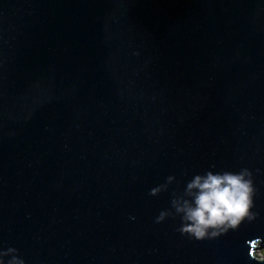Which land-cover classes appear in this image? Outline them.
<instances>
[{
    "label": "water",
    "instance_id": "1",
    "mask_svg": "<svg viewBox=\"0 0 264 264\" xmlns=\"http://www.w3.org/2000/svg\"><path fill=\"white\" fill-rule=\"evenodd\" d=\"M243 168L255 221L202 241L156 222L193 175ZM263 244L264 0H0V249L264 264Z\"/></svg>",
    "mask_w": 264,
    "mask_h": 264
},
{
    "label": "clouds",
    "instance_id": "2",
    "mask_svg": "<svg viewBox=\"0 0 264 264\" xmlns=\"http://www.w3.org/2000/svg\"><path fill=\"white\" fill-rule=\"evenodd\" d=\"M213 169L193 175L182 193L174 192L171 200L174 212L161 211L156 222H163L172 215L179 216L181 225L177 230L190 239L202 241L235 230L245 220L255 221L259 213L253 211L257 188L252 172L248 168L238 172ZM175 180V176H168L167 183L151 189V195L159 194ZM0 264L26 262L16 248L9 247L0 249Z\"/></svg>",
    "mask_w": 264,
    "mask_h": 264
},
{
    "label": "trees",
    "instance_id": "3",
    "mask_svg": "<svg viewBox=\"0 0 264 264\" xmlns=\"http://www.w3.org/2000/svg\"><path fill=\"white\" fill-rule=\"evenodd\" d=\"M260 256L264 258V244L262 245V247L260 248Z\"/></svg>",
    "mask_w": 264,
    "mask_h": 264
},
{
    "label": "rangeland",
    "instance_id": "4",
    "mask_svg": "<svg viewBox=\"0 0 264 264\" xmlns=\"http://www.w3.org/2000/svg\"><path fill=\"white\" fill-rule=\"evenodd\" d=\"M259 251H260V249H259V250H257V251H256V253H255L257 256H260V253H259Z\"/></svg>",
    "mask_w": 264,
    "mask_h": 264
}]
</instances>
